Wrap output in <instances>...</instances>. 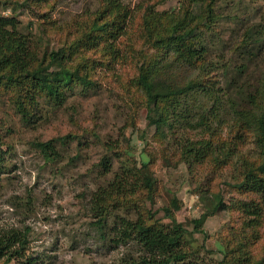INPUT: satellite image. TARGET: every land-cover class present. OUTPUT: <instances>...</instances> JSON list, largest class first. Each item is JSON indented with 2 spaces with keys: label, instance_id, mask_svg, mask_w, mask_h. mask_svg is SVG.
<instances>
[{
  "label": "rangeland",
  "instance_id": "rangeland-1",
  "mask_svg": "<svg viewBox=\"0 0 264 264\" xmlns=\"http://www.w3.org/2000/svg\"><path fill=\"white\" fill-rule=\"evenodd\" d=\"M16 1L25 0H0V15L14 14L20 20L19 29L30 35L39 58L84 38L82 47V41H77L75 52L81 50L89 57L86 66L94 60L98 72L105 41L90 27L106 9V1L28 0L31 6L23 7ZM117 1L129 12L123 34L116 39L117 63L109 72L101 66L92 86L64 88L59 105L38 95L25 119L11 103L12 93L0 88V229L28 227L29 253L38 264H140L142 253L136 243L115 240L111 228L121 218L145 220L148 215L140 212L142 207L114 202L104 216H96L92 200L99 187L125 167L144 160L157 188L146 209L167 225L170 218L162 210L167 206L187 231L183 243L196 254L190 260L218 264L221 242L229 238L230 226L240 221L236 205L207 216L197 228L189 221L202 212L205 193L210 197L221 192L235 204L240 195L231 185L238 180L241 157L254 161L260 156L255 132L240 121L264 103V0H215L211 23H207L202 0ZM102 15L112 21L111 14ZM153 21L163 36L165 28L176 22L186 29L195 27L192 41L205 47L203 70L191 72L201 88L179 100L182 122L172 131L166 126L164 138L148 125L132 80L142 61L139 50L159 64L173 60L171 50L155 48L147 36L142 37ZM92 33L95 43L89 44ZM76 59L71 55L66 61L75 63ZM185 119L191 124L185 125ZM62 135L69 138L63 145L55 142L60 153L55 161H46L32 145ZM187 140L226 143L224 148L230 146L237 154L223 165L215 164L207 154L196 161L186 160L180 148ZM260 232L263 236L255 255L264 243V224Z\"/></svg>",
  "mask_w": 264,
  "mask_h": 264
},
{
  "label": "trees",
  "instance_id": "trees-1",
  "mask_svg": "<svg viewBox=\"0 0 264 264\" xmlns=\"http://www.w3.org/2000/svg\"><path fill=\"white\" fill-rule=\"evenodd\" d=\"M106 1V9H103L94 19L90 31H99L98 38L105 41L101 49L104 56L103 63L97 73V65L93 60L88 66L86 62L89 57L82 55L83 52L77 48L75 40L62 48L51 49L39 58V52L33 45L30 35L19 29L20 20L14 15H0V88L8 89L11 93V103L15 110L25 119L31 114V110L38 102V95H45L53 105H59L64 100V88H72L80 84L84 88L95 83L93 76L98 74L104 66L109 72L116 64L120 49L116 45V39L123 34L124 22L129 12L118 4L117 0ZM205 3L207 23L213 20L212 4L215 0H202ZM20 6H31L28 0L16 1ZM112 15V21L103 19L105 14ZM153 17L150 18V22ZM148 22L142 37L145 35L155 48L166 47L172 52L173 60L168 64L157 61L156 58L148 56L145 58L141 50L142 58L137 73L132 79L137 93L140 97L136 99L137 104H143L146 109V120L148 125L154 126L155 133L165 137L164 128L172 131L173 127L182 122L179 114V100L197 88H201L200 80L192 79L194 70H203L205 47L192 41L196 34L195 27L184 28L180 22H176L167 28V35H160L156 27L157 21ZM150 24V25H149ZM193 36V37H191ZM87 41L94 44V33L90 34ZM148 41V42H149ZM75 52V53H73ZM77 53V54H76ZM174 54V56H173ZM74 62L66 59L71 56ZM46 61L43 65L42 61ZM201 60V61H200ZM138 62H136V65ZM188 72V73H186ZM186 73V74H185ZM184 76L189 78L186 81ZM138 89V90H137ZM264 100V99H263ZM130 105H133L130 101ZM200 117V122H201ZM241 124L253 129L259 147V158L252 160L241 157L239 162L238 180L231 186L238 190L240 198L237 202H228L221 192L212 193L210 197L205 193L202 197L204 207L199 217L189 221L194 228L201 226L207 216L215 214L228 206L239 212V223L231 225L229 238L221 242L222 249L219 250L222 258L218 264H264V243L259 249V254H254L255 247L259 244L261 237L260 228L264 224V103L245 114ZM203 123V122H202ZM190 125L191 122H186ZM209 130V126H206ZM69 135H62L45 141H36L35 146L46 161H55L60 157L56 141L63 145ZM236 142L239 137H236ZM226 143H210L209 140H195L185 142L180 148V154L186 160L200 159L207 154L214 159L217 165H223L226 160L236 153L233 148H224ZM237 143H234L236 147ZM120 152L126 156V149ZM120 155V153L118 154ZM129 157V156H128ZM132 167H125V171L116 174L113 179L103 187H99L92 204L96 210V216H104L107 208L114 202L126 206L141 208L148 217L144 220L139 216L134 221L121 218L112 226L115 240H133L141 251L138 262L140 264H197L190 260L196 254L187 249L184 235L187 233L184 226L172 215L167 206L162 207L164 215L170 218L167 225L159 223L153 218L151 209H146V202L151 203L157 192L153 176L149 172L148 161L140 160ZM0 163V171L2 170ZM244 196L245 198L242 199ZM98 225L103 226L101 218ZM28 227L24 230L18 228L0 229V264H38L36 257L29 253Z\"/></svg>",
  "mask_w": 264,
  "mask_h": 264
}]
</instances>
